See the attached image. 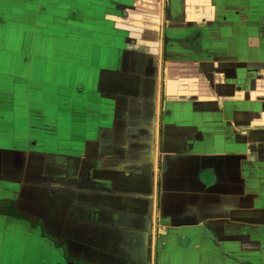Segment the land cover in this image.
I'll list each match as a JSON object with an SVG mask.
<instances>
[{"label": "crops", "instance_id": "0c3cea01", "mask_svg": "<svg viewBox=\"0 0 264 264\" xmlns=\"http://www.w3.org/2000/svg\"><path fill=\"white\" fill-rule=\"evenodd\" d=\"M84 1L62 35L38 31L47 0L15 19L3 1V41L22 28L54 46L45 65L38 50L21 60L22 85L5 70L0 84V149H14L0 174L14 197H54L47 236L29 229L64 238L51 236L55 264H264V19L251 16L264 0ZM59 63L69 91L46 94Z\"/></svg>", "mask_w": 264, "mask_h": 264}, {"label": "rangeland", "instance_id": "374dc122", "mask_svg": "<svg viewBox=\"0 0 264 264\" xmlns=\"http://www.w3.org/2000/svg\"><path fill=\"white\" fill-rule=\"evenodd\" d=\"M4 0H0V25L4 24V20L6 18V3L8 5L13 6V19H15V13L19 12L24 9L26 10L28 14H31L30 8H26V5L28 4V0H24L22 2L21 0H5L6 3L3 2ZM56 0H47L46 3H44V6L47 8V10H43L42 13H40V25L38 26V31L40 32L42 30V25L44 24H51L50 27L46 28V31H51V34L54 35H62L65 32V26L63 25V15H66L69 13V10L74 8V11L79 12L81 15L85 14L88 10H90V4L88 1L84 0H78L77 2H70L68 0H60L55 2ZM55 4L53 5V3ZM26 4V5H25ZM58 5H65L64 8H58ZM55 6V7H54ZM255 11L252 17H255L258 15V17H261L264 19V11L256 10L255 8L252 10ZM258 12V13H257ZM80 18H84L83 16H80ZM16 21H19L17 18ZM44 32V31H42ZM23 29L20 28L18 30H12L9 32V38L7 41H3L2 38H5V31L4 29H0V84L4 86H9L10 81L4 80V73L6 72H13L17 73L18 75L17 79L15 76H13V85L18 81H21L24 79L25 75H22V73L25 70V66L21 64V60L26 58H31V56H26L28 54H32V51H39L43 55V65H45L46 62L49 61L48 54L51 52L54 48L52 43H41V44H35V43H29L27 42V39L24 37ZM39 45V49H36V46ZM56 46V45H55ZM68 54V53H67ZM17 66V69L16 67ZM66 64L59 63L55 64V70L54 73L57 74V78L59 79H53L51 83L50 90L46 91L45 93H49L53 89H57L58 87L61 89H64V92L69 91L66 84L72 82V79H65L63 76L64 74H68V71L70 69H65ZM8 67H11V69H8ZM29 69L31 71L30 81H35V79L41 80V75L39 77H36L40 73V69H38V63L32 62L29 66ZM65 69V70H64ZM17 70V71H16ZM75 72V71H73ZM72 72V73H73ZM52 74V73H51ZM71 74V73H70ZM20 75V76H19ZM72 76V74H71ZM51 78V77H50ZM24 83V80L22 83H19L18 85H22ZM64 86V87H63ZM71 88V87H70ZM73 91V90H70ZM48 97H45V105L44 109L48 110L50 108V105L48 104ZM51 119V118H50ZM11 120V122H10ZM12 124V118L9 117L7 120H5V124ZM5 124L0 125V137L2 138L1 132L6 131L7 125ZM12 126V125H10ZM11 130V129H10ZM37 136H32L31 141L37 140ZM3 139H0V145L3 143ZM31 142L30 144L27 143V148H31ZM14 151L12 146L7 145L6 147L0 149V152L6 153L5 157H10L9 154H11ZM52 151V150H51ZM4 158V156H0V164L1 160ZM15 159L16 156H13ZM51 161H58L53 158H51ZM49 163V162H48ZM7 167V163L4 161L3 163ZM2 164V165H3ZM0 166V172L8 170H4V168ZM45 166V165H44ZM9 173V172H8ZM2 174V172H1ZM0 174V202L2 204H7V201L10 202V199H7L8 197H11V189H8V183L5 181H8L11 178V173H9L7 176L3 178ZM36 175V174H35ZM8 178V179H6ZM36 178H34L35 180ZM41 182L43 183L44 180L42 178H39ZM32 190V188H31ZM34 191H37L38 194L34 192H29L27 194H18L17 196H12L14 199H11V204L13 209L19 210L20 214L24 215L26 218L32 220V221H41L39 220L38 215H40L41 209H44V205H49L54 197L51 195V193H48L47 189H43V187L36 188ZM17 200V201H16ZM31 205V208L27 206V204ZM3 207V206H2ZM51 217V213L48 214ZM2 220L0 219V223ZM46 222V221H45ZM22 223V222H21ZM25 223V222H24ZM19 224V226H15L13 224H5L0 225L2 226L3 230H0V264H55L56 258L54 255H56L55 252H53V249L51 247L52 243V237L53 234H56L57 239L59 238L58 231L54 232L52 230H49V239L50 240H43L41 238V235H38V231L34 232L31 229H29V224ZM42 223V221H41ZM44 227V226H43ZM46 229V227H45ZM46 230V231H48ZM27 232V233H25ZM64 240V238L58 239L57 242L60 243ZM16 253V255H15ZM54 257V259H53Z\"/></svg>", "mask_w": 264, "mask_h": 264}, {"label": "trees", "instance_id": "16d2710c", "mask_svg": "<svg viewBox=\"0 0 264 264\" xmlns=\"http://www.w3.org/2000/svg\"><path fill=\"white\" fill-rule=\"evenodd\" d=\"M0 214H7V215H10V216L18 218V219L27 220L32 227H40L42 235L47 236L41 221H35L34 222V221L26 218L24 215L20 214L19 210L13 209L12 204L9 201H7V204H2L0 202ZM67 258L69 259L68 256H67Z\"/></svg>", "mask_w": 264, "mask_h": 264}]
</instances>
